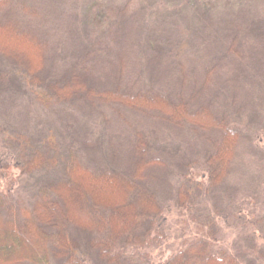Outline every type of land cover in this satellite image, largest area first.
I'll use <instances>...</instances> for the list:
<instances>
[{
    "label": "rangeland",
    "instance_id": "rangeland-1",
    "mask_svg": "<svg viewBox=\"0 0 264 264\" xmlns=\"http://www.w3.org/2000/svg\"><path fill=\"white\" fill-rule=\"evenodd\" d=\"M187 1L27 0L35 13L19 22L39 37L46 59L38 76L27 77L0 53V189L13 203L30 201L36 186L63 178L72 154L91 168L125 169L129 143L142 135L165 162L149 182L167 211V238L151 249L153 260L183 249L204 224L214 253L264 264V0H243L258 25L254 30L228 15L234 0ZM100 57L103 65L96 68ZM95 70L98 81L91 78ZM81 76L95 91L147 86L191 110L210 105L217 120L239 134L227 176L206 186L205 160L217 131H177L88 92L87 98L78 92L54 97V86L61 90ZM18 135L46 153L51 165L30 173L16 167L30 152L17 147ZM188 178L201 187L190 196L193 211L179 216L177 192Z\"/></svg>",
    "mask_w": 264,
    "mask_h": 264
},
{
    "label": "trees",
    "instance_id": "trees-1",
    "mask_svg": "<svg viewBox=\"0 0 264 264\" xmlns=\"http://www.w3.org/2000/svg\"><path fill=\"white\" fill-rule=\"evenodd\" d=\"M234 2L237 6L226 11L234 15L233 22L257 29L246 1ZM249 2L257 9L258 4ZM29 7L27 0H0V53L13 61V68L21 70L23 76L36 77L46 57L39 37L30 32L33 29L19 22L21 15H34V10H27ZM249 17L251 22L246 25L244 21ZM99 65H103L102 57L97 58L95 67ZM100 70L103 74L106 69ZM93 73L92 81H98L101 76L96 70ZM64 86L61 90L54 86L56 99L77 92L87 98L88 92L106 104L122 105L140 118H157L177 131L185 126L201 132L217 131L213 152L205 160L210 184L206 186L217 185L227 176L239 134L227 122L218 121L210 105L201 102L191 110L186 102H175L147 86L95 91L82 76ZM39 95L43 102L48 101L45 92ZM135 137V142L129 143L130 164L125 169L91 168L72 154L65 163L63 178L36 186L30 201L13 203L9 191L0 189V264H241L233 254L213 252V234L205 230L203 223H197L196 234L184 242L183 249L163 262L153 260L151 249L167 238V211L149 182L153 169L165 162L155 154L150 139ZM14 140L18 148L30 150L22 156L23 161H16V167L30 173L51 165L52 159L30 144L25 135ZM192 182L193 178L187 180L177 192L175 207L179 216L193 211L190 196L201 184ZM192 219L195 221L194 216Z\"/></svg>",
    "mask_w": 264,
    "mask_h": 264
}]
</instances>
